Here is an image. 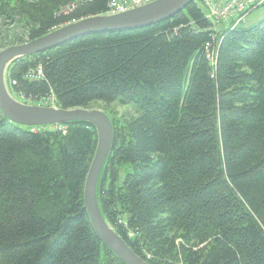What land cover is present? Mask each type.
Returning <instances> with one entry per match:
<instances>
[{
  "label": "trees",
  "instance_id": "16d2710c",
  "mask_svg": "<svg viewBox=\"0 0 264 264\" xmlns=\"http://www.w3.org/2000/svg\"><path fill=\"white\" fill-rule=\"evenodd\" d=\"M108 2L0 0V20L25 18L27 43L105 15ZM222 26L193 2L152 26L80 37L6 70L12 93L27 101L134 106L131 118L109 117L114 140L97 202L147 264H264V20ZM38 70L39 79L26 78ZM37 129L0 113V264H124L84 206L95 129Z\"/></svg>",
  "mask_w": 264,
  "mask_h": 264
},
{
  "label": "water",
  "instance_id": "95a60500",
  "mask_svg": "<svg viewBox=\"0 0 264 264\" xmlns=\"http://www.w3.org/2000/svg\"><path fill=\"white\" fill-rule=\"evenodd\" d=\"M195 0H156L145 6L116 15L89 17L60 27L36 40L0 51V113L10 124L26 127H54L70 122H85L97 134L94 156L83 189L85 210L101 244L124 264H147L137 257L103 219L97 202V184L113 147V127L109 117L98 109H60L30 106L13 99L5 84L7 67L15 60L56 48L71 40L99 33L145 28L170 19Z\"/></svg>",
  "mask_w": 264,
  "mask_h": 264
},
{
  "label": "rangeland",
  "instance_id": "374dc122",
  "mask_svg": "<svg viewBox=\"0 0 264 264\" xmlns=\"http://www.w3.org/2000/svg\"><path fill=\"white\" fill-rule=\"evenodd\" d=\"M17 1H18V4H21V7L29 5V7L31 8L32 6L37 5V4L38 5L41 4V6H43V3L45 2V0H15V3ZM12 3L13 2H11V4ZM67 5L71 6V4H67ZM67 7H64V8H67ZM64 8H61L60 11L58 10V14L62 13V10ZM262 20H264V6L248 13L245 16V20L242 23H240L238 26L239 27H250V26H253L259 23ZM232 24H233V21L228 22V24L226 25L224 24L225 26H222V28L231 27ZM26 25H27L26 19L23 17L20 18L19 16H17V14L13 15L9 20H6L5 22L0 20V51L4 49L2 48L3 45L7 47V46H10V44L12 43H14V45H20L22 43H25L28 38V30H30L29 28H27ZM5 76H6V72H5ZM5 84H6V88L10 96L19 103L30 105V106L55 107L54 101L52 98H49L43 101H36V100L27 101L23 99L22 96L20 95H14L8 83L6 82V77H5ZM90 109L101 110L108 117H110V119L116 118V120L128 119V118L135 116V110L132 104L123 106V105H120L118 102H113L111 104H98L96 106H91ZM51 128L53 127L46 126V127H41V129H37V130L51 129ZM121 176H122V173H121Z\"/></svg>",
  "mask_w": 264,
  "mask_h": 264
},
{
  "label": "built area",
  "instance_id": "2783aa9c",
  "mask_svg": "<svg viewBox=\"0 0 264 264\" xmlns=\"http://www.w3.org/2000/svg\"><path fill=\"white\" fill-rule=\"evenodd\" d=\"M156 0H109L105 15H116L150 4ZM203 4L205 8V17L207 20L218 24L226 25L232 22L230 28H235L242 23L248 12L262 6L264 0H195ZM71 10V6L67 7ZM210 45H205V51L210 52ZM207 59L212 60V55L207 54ZM41 72H30L28 79H39ZM14 85V84H13Z\"/></svg>",
  "mask_w": 264,
  "mask_h": 264
},
{
  "label": "bare ground",
  "instance_id": "6f19581e",
  "mask_svg": "<svg viewBox=\"0 0 264 264\" xmlns=\"http://www.w3.org/2000/svg\"><path fill=\"white\" fill-rule=\"evenodd\" d=\"M195 2V1H194ZM203 8H204V6H203V4H201V3H199ZM261 7V6H260ZM204 10H205V8H204ZM245 19V18H244ZM244 19H243V21H244ZM209 21V20H208ZM242 21V22H243ZM213 26H217V24L216 23H214V22H211V21H209Z\"/></svg>",
  "mask_w": 264,
  "mask_h": 264
}]
</instances>
